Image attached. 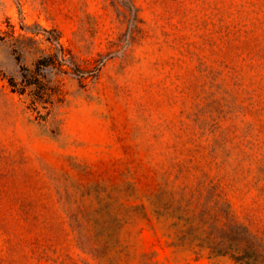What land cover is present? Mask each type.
Instances as JSON below:
<instances>
[{
	"label": "rangeland",
	"instance_id": "1",
	"mask_svg": "<svg viewBox=\"0 0 264 264\" xmlns=\"http://www.w3.org/2000/svg\"><path fill=\"white\" fill-rule=\"evenodd\" d=\"M52 54L49 103L12 90ZM224 235L264 264V0H0V264H239Z\"/></svg>",
	"mask_w": 264,
	"mask_h": 264
},
{
	"label": "trees",
	"instance_id": "2",
	"mask_svg": "<svg viewBox=\"0 0 264 264\" xmlns=\"http://www.w3.org/2000/svg\"><path fill=\"white\" fill-rule=\"evenodd\" d=\"M50 42L54 45L56 51L57 49H59V58L64 59L66 52L64 51L63 46H61V44L59 43L58 38H52ZM53 55L54 54L38 59L35 64V68H26V72L22 75V82L16 83V81L10 79L9 81L11 87L13 88L12 90L20 94L28 95L33 104L39 103L41 106H43L42 104L49 103L52 93L50 91V87L47 86V73L43 75V73L41 72L43 67H41V65H50L51 68H61L58 63L53 60L56 59ZM46 59H49L50 62L44 63ZM60 65H62L61 62ZM79 72V76H86L84 75L85 73H83V70H79ZM222 229L223 231H230L232 229V226L225 224L224 228ZM224 237L225 235L221 240L218 239L217 241H211V243L213 244L211 248L215 250L216 254H227L239 264H252L250 258L255 256L258 251L257 246L259 243L256 240L247 239L246 241H244V243H242L241 241L225 243L223 240ZM206 238L207 240H210L209 236H207Z\"/></svg>",
	"mask_w": 264,
	"mask_h": 264
}]
</instances>
